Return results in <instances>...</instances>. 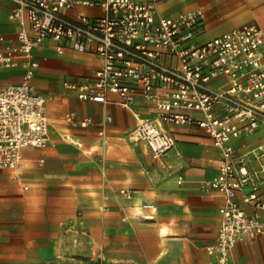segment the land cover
<instances>
[{
    "label": "crops",
    "instance_id": "0c3cea01",
    "mask_svg": "<svg viewBox=\"0 0 264 264\" xmlns=\"http://www.w3.org/2000/svg\"><path fill=\"white\" fill-rule=\"evenodd\" d=\"M151 1L163 16L202 7L197 43L246 24L264 29V0ZM15 5L0 0V36L13 42L18 27L9 14ZM33 52L39 66L32 83L46 99L49 142L44 149L24 148L16 168L0 169V264H96L101 255L105 264H213L216 254L206 246L217 238L224 195L207 187L220 159L208 133L170 125L181 155L155 160L144 142L129 137L137 114L155 115L151 102L137 95L127 108L79 99L65 83L92 76L100 58L60 54L50 41ZM24 73L22 66L0 68V89L20 83ZM87 119L90 124L82 125ZM240 141L264 144V125ZM258 189L264 199V181ZM250 190L238 192L237 199L252 213L242 201ZM259 213L264 222V210ZM229 264H264V234L243 236Z\"/></svg>",
    "mask_w": 264,
    "mask_h": 264
},
{
    "label": "built area",
    "instance_id": "2783aa9c",
    "mask_svg": "<svg viewBox=\"0 0 264 264\" xmlns=\"http://www.w3.org/2000/svg\"><path fill=\"white\" fill-rule=\"evenodd\" d=\"M16 42L0 36V68L22 66L23 80L0 89V169L16 168L26 147L49 142L46 99L32 83L39 63L34 48L54 42L60 54L93 53L101 66L82 83H65L82 100L132 108L140 95L155 108L130 131L155 160L180 156L170 125L205 130L220 149L219 171L207 187L223 193L217 238L206 246L213 264H229L230 251L245 235L264 234V144L243 138L264 125V29L246 24L205 43L194 42L202 7L163 16L151 0H12ZM85 10L96 11L93 15ZM226 83L214 85L220 78ZM73 119V114L67 116ZM87 119L82 125L90 124ZM181 172L183 166L178 164ZM184 177L178 175V183ZM254 208L249 213L237 199ZM132 197L133 193L122 191ZM152 207V205H149ZM96 264H105L99 256Z\"/></svg>",
    "mask_w": 264,
    "mask_h": 264
},
{
    "label": "rangeland",
    "instance_id": "374dc122",
    "mask_svg": "<svg viewBox=\"0 0 264 264\" xmlns=\"http://www.w3.org/2000/svg\"><path fill=\"white\" fill-rule=\"evenodd\" d=\"M87 13L93 15L94 13H96V11H92V10H85Z\"/></svg>",
    "mask_w": 264,
    "mask_h": 264
}]
</instances>
